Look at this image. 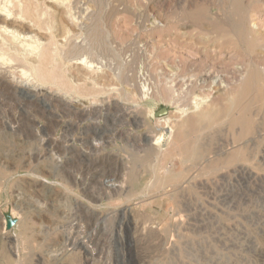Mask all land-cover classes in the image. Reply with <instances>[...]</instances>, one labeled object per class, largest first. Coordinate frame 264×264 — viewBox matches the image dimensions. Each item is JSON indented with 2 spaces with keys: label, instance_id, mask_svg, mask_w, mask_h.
Segmentation results:
<instances>
[{
  "label": "rangeland",
  "instance_id": "rangeland-1",
  "mask_svg": "<svg viewBox=\"0 0 264 264\" xmlns=\"http://www.w3.org/2000/svg\"><path fill=\"white\" fill-rule=\"evenodd\" d=\"M40 1L65 89L0 97V264H264V0Z\"/></svg>",
  "mask_w": 264,
  "mask_h": 264
},
{
  "label": "bare ground",
  "instance_id": "bare-ground-1",
  "mask_svg": "<svg viewBox=\"0 0 264 264\" xmlns=\"http://www.w3.org/2000/svg\"><path fill=\"white\" fill-rule=\"evenodd\" d=\"M1 1V0H0ZM40 0H11L9 5L10 7L3 6L5 3L7 5V0L4 2V4H0V97H3L4 99H15L16 102L18 101L19 103L23 100H29L30 102L33 100H36L40 94L44 93L46 96H54L56 95V90L57 93L64 88V84L66 81L62 82L63 80L60 79L61 77L58 76L61 71L58 69L60 67V62L57 57H54V53H57L58 50L54 48V51H52V57L57 58V61L59 64H57V69L58 70V75L55 74L54 72L56 70H51L53 69V64L50 69L49 64H51V61L49 59L50 56V47L49 42L53 41V38L45 40L47 41L44 43V39L41 40L44 37V34L47 32L50 33L49 24H47V17L48 15V4L43 5L42 3L39 2ZM45 2V1H44ZM62 2V1H61ZM251 2V1H250ZM12 3V4H11ZM244 5V4H243ZM248 6V5H245ZM241 7V6H240ZM235 8L234 14L235 15V20L234 23L232 24L235 31L237 32L238 37L242 41H247L250 38L254 39L253 35V25L252 24V15H250L249 10H247L245 7L242 8ZM249 7V6H248ZM233 13V12H232ZM50 14V13H49ZM215 14V13H214ZM226 15V14H225ZM227 16V15H226ZM70 17V15H69ZM74 17V15H73ZM219 18V17H218ZM227 18V17H226ZM199 19V18H198ZM220 19H222L220 17ZM224 19V18H223ZM49 20V19H48ZM216 20V19H215ZM197 21V20H196ZM200 21V20H199ZM221 21V20H220ZM233 21V20H232ZM222 22H225L222 20ZM68 23V22H67ZM231 23V22H230ZM97 24V23H96ZM99 24V23H98ZM95 25V23H94ZM216 25V24H215ZM91 26V25H90ZM53 27V26H52ZM102 27H100L101 29ZM105 28V27H104ZM69 29V28H68ZM97 29V28H95ZM98 29V30H100ZM103 29V28H102ZM224 29V28H223ZM52 30V29H51ZM70 30V29H69ZM92 31V30H91ZM105 31V30H104ZM95 32V31H94ZM97 32V31H96ZM99 33V32H98ZM96 34V33H95ZM103 34V33H102ZM101 34V35H102ZM48 36V33H47ZM52 36V35H51ZM54 36V35H53ZM84 36V35H83ZM100 37V35H99ZM95 38V36H94ZM101 38V37H100ZM46 39V38H45ZM106 39V38H105ZM55 40V39H54ZM78 40V39H77ZM95 40V39H94ZM100 40V39H99ZM103 40V39H102ZM101 40V41H102ZM251 40V39H250ZM249 40V42H250ZM43 41V42H42ZM93 41V39H92ZM254 41V40H252ZM56 42V41H54ZM105 42V41H104ZM52 43V42H51ZM99 43V42H98ZM243 43V42H242ZM55 44V43H54ZM53 44V46H54ZM60 45L59 43H57ZM92 44V43H91ZM94 44V42H93ZM106 44V42H105ZM52 45V44H51ZM97 45V43H96ZM100 45V44H99ZM252 43H250V46ZM64 46V45H63ZM63 46L60 48H63ZM93 46V45H92ZM102 45H100L101 47ZM76 47L79 48V46L76 45ZM95 47V46H94ZM98 47V46H96ZM59 48V47H58ZM77 48V49H78ZM99 48V47H98ZM103 48V47H102ZM52 49V48H51ZM62 50V49H60ZM59 50V51H60ZM98 50V49H97ZM109 50V49H108ZM64 51H67L66 49ZM72 51V50H71ZM62 52V51H61ZM58 54V53H57ZM63 54V52H62ZM59 55V54H58ZM86 57V56H85ZM60 58V57H59ZM68 58V57H67ZM75 58V57H74ZM80 58V57H79ZM61 59V58H60ZM51 62H50V61ZM79 61V64H90L91 62L88 61L86 58H81ZM50 62V63H49ZM55 62V61H54ZM57 63V62H56ZM67 63V62H66ZM83 64V65H84ZM51 66V65H50ZM65 66V65H64ZM66 67V66H65ZM89 67V66H88ZM60 70H63L60 68ZM66 71V70H65ZM256 71V70H255ZM63 72V71H62ZM69 72V71H68ZM21 74L23 77L25 76V80L17 78V74ZM258 73V72H257ZM67 74V72H66ZM65 74V76H66ZM255 72L251 75H254ZM259 74V73H258ZM62 78H65L63 74ZM256 76V75H255ZM22 77V78H23ZM67 77V76H66ZM194 77V76H193ZM254 77V76H253ZM24 79V78H23ZM255 79V78H254ZM62 80V81H61ZM250 80V78H249ZM248 80V81H249ZM253 80V78H252ZM36 82L33 84V82ZM73 81V80H72ZM72 81H70L72 83ZM255 81V80H254ZM38 82V83H37ZM247 82V81H246ZM39 84L42 87L40 89ZM248 84V83H247ZM67 85V84H66ZM78 85V83H76ZM93 85V84H92ZM250 85V84H249ZM45 86L47 87L46 89ZM91 86V85H90ZM57 87V88H56ZM68 87V86H67ZM71 87V86H70ZM80 87V86H79ZM85 87V86H84ZM83 87V88H84ZM247 86H245L246 88ZM56 88V90H55ZM74 87H72L73 89ZM82 88V89H83ZM89 88V87H88ZM86 88V89H88ZM70 90V88L68 87ZM67 89V92L69 91ZM71 89V91H72ZM77 91L79 88H76ZM81 89V87H80ZM84 88V90H86ZM92 91L93 89L90 88ZM89 89V90H90ZM98 90V89H97ZM252 90V89H251ZM59 91V92H58ZM75 91V90H74ZM99 91V90H98ZM84 92V91H83ZM87 92V91H85ZM95 92V91H93ZM93 92H91L93 94ZM64 94L62 91L61 94ZM78 92H76L77 94ZM97 93V91H96ZM71 94H74L71 93ZM84 94V93H82ZM90 94V92H89ZM75 95V94H74ZM88 95V93H87ZM96 95V94H95ZM94 95V96H95ZM63 96V95H62ZM88 96H92L91 94ZM87 96V97H88ZM93 96V99H95ZM97 96V95H96ZM56 97V96H54ZM53 97V98H54ZM66 98V97H65ZM89 98V97H88ZM88 100V99H87ZM86 100V102H87ZM201 100V99H200ZM14 100H12L13 102ZM28 101V102H29ZM56 101V100H55ZM94 101V100H93ZM96 101V100H95ZM1 102V100H0ZM10 102V101H9ZM8 102V103H9ZM15 102V103H16ZM17 102V103H18ZM11 103V102H10ZM26 103V101H25ZM24 103V104H25ZM41 103V102H40ZM45 103V102H44ZM43 103V104H44ZM66 103V102H65ZM88 103V102H87ZM95 103V102H94ZM31 104H35L34 101ZM63 104V103H62ZM4 105V104H3ZM42 105V104H41ZM72 105V104H71ZM19 106V105H18ZM26 106V105H25ZM40 106V104L36 105ZM68 106V105H67ZM47 107V106H45ZM20 108V106H19ZM44 108V107H43ZM42 108V109H43ZM65 108V107H64ZM63 108V109H64ZM89 108V107H88ZM84 109V107H83ZM25 110V109H24ZM35 110V109H34ZM33 110V111H34ZM39 109H37L38 111ZM46 110V109H44ZM78 110V108H77ZM26 111V110H25ZM70 111V110H69ZM92 111V110H91ZM40 112V111H38ZM78 112V111H77ZM80 112V111H79ZM237 112V111H236ZM26 113V112H25ZM43 113V112H41ZM47 113V112H45ZM24 114V113H23ZM30 114V113H29ZM78 114V113H77ZM213 114V113H212ZM81 115V114H80ZM202 115V114H201ZM208 116V115H207ZM211 116V115H210ZM205 117V116H204ZM241 118V117H239ZM209 119V118H208ZM211 119V118H210ZM2 125V124H1ZM129 131V130H126ZM64 133V132H63ZM189 136V135H188ZM187 138V135L186 137ZM182 139V140H185ZM189 138V137H188ZM91 139V138H90ZM181 140V141H182ZM189 140V139H188ZM187 140V141H188ZM50 141V140H49ZM53 142V141H51ZM190 144V143H189ZM196 150V149H195ZM236 152V151H235ZM197 153L196 151L193 152L192 154ZM237 154V153H236ZM235 154V157H236ZM233 158V155H232Z\"/></svg>",
  "mask_w": 264,
  "mask_h": 264
},
{
  "label": "water",
  "instance_id": "water-1",
  "mask_svg": "<svg viewBox=\"0 0 264 264\" xmlns=\"http://www.w3.org/2000/svg\"><path fill=\"white\" fill-rule=\"evenodd\" d=\"M13 224H14V220H9L7 223V227L10 229L12 228Z\"/></svg>",
  "mask_w": 264,
  "mask_h": 264
}]
</instances>
